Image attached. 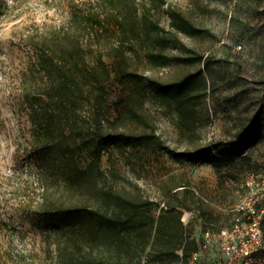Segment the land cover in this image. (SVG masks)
Segmentation results:
<instances>
[{
	"label": "rangeland",
	"instance_id": "rangeland-1",
	"mask_svg": "<svg viewBox=\"0 0 264 264\" xmlns=\"http://www.w3.org/2000/svg\"><path fill=\"white\" fill-rule=\"evenodd\" d=\"M87 10L100 15V31L86 22ZM62 28L86 55L82 70L94 75L82 77L83 95L70 104L77 143L62 136L60 149L44 152L24 87L43 93L35 44ZM189 73L198 80L179 107L158 87ZM254 116L259 139L233 148ZM97 126L104 134L151 137L144 145L117 140L102 152L99 169L88 168L86 144L94 138L81 142L78 135ZM161 143L177 153L211 152L198 161L177 158ZM261 172L264 0H0V264H56L54 224L72 221L56 215L77 205L103 209L106 190L134 213L133 260L185 264L171 250L195 239L188 264H218L220 234L234 225V207ZM262 231V246L239 264H264V215ZM84 243L85 254L92 248L87 231Z\"/></svg>",
	"mask_w": 264,
	"mask_h": 264
},
{
	"label": "trees",
	"instance_id": "trees-1",
	"mask_svg": "<svg viewBox=\"0 0 264 264\" xmlns=\"http://www.w3.org/2000/svg\"><path fill=\"white\" fill-rule=\"evenodd\" d=\"M83 17L94 31H100L101 27L98 25L99 21L96 18H100L98 12L94 13L92 10H87ZM91 17H94V20ZM72 20H77L76 13L73 14ZM72 42H74V39L71 38L65 28L53 31L45 36L44 40L37 42L35 44L37 48L36 67L46 85L43 93H38L37 90L28 86L24 87V95L31 110V119L42 130L41 134L46 140V150L44 152H50L52 148H55V150L60 149L63 146L60 142L62 136L73 138L72 143H77L78 137L72 133V122L76 123L77 121L71 115L73 107H70V104H74L78 100L79 94L83 95L84 79L82 77H88V74L94 75V73L89 71L85 74L82 70L80 62H87L86 55H82L81 49L78 50L76 45L72 46ZM204 62L208 64V60ZM97 64L102 67L105 65L101 52L97 55ZM31 72L33 71L29 73ZM104 72L106 76H110L108 69L105 68ZM25 74L24 77L31 75L28 72ZM123 74L131 76L134 72L126 70ZM94 80L100 83L95 77ZM197 80L198 75L196 73H189L179 80L162 83L158 88H160L163 95L173 97L178 106L182 107L191 100L193 94L190 90ZM90 82L86 81L87 84H90ZM83 100H86V98ZM102 100L104 102L105 99ZM100 130L101 127L97 126L86 135L82 133L83 131H80V135H78L81 142L88 141L91 138L90 136L94 138L86 144L92 156L88 168L96 167L99 169L102 152L117 140L144 145L150 141L151 137L147 134L125 132L104 134L100 133ZM260 130L259 117L254 116L246 127L238 133L239 140L234 142L232 147L241 149L243 145L258 140ZM68 132L70 133L68 134ZM72 143L71 141L67 142L68 148H72ZM159 147L165 149L174 157L195 161L211 152L210 149H201L177 153L168 145L162 143ZM77 169L80 170L79 167ZM76 184L78 183L76 182ZM102 192L105 199L103 209L101 207L95 209L77 205L65 214L56 215L68 216L72 220L64 225H61L58 221L54 224L56 264H143L141 261L133 260L127 255L131 248L128 235L135 228L134 213L124 201L117 196H113L111 191ZM85 216L91 219L90 223L85 224L82 221ZM86 231L91 238L90 247L92 248L84 254V233ZM101 246L108 250L109 255L98 256L95 254V248ZM178 248L181 249V254L176 253ZM197 250L198 243L195 239H185L184 243L175 246L171 251L177 258L188 264L189 258ZM160 252L164 253L166 251Z\"/></svg>",
	"mask_w": 264,
	"mask_h": 264
},
{
	"label": "built area",
	"instance_id": "built-area-1",
	"mask_svg": "<svg viewBox=\"0 0 264 264\" xmlns=\"http://www.w3.org/2000/svg\"><path fill=\"white\" fill-rule=\"evenodd\" d=\"M250 182L253 189H249L233 209L234 225L220 234L222 254L218 264H239L241 260L250 259L262 246L264 172L253 177Z\"/></svg>",
	"mask_w": 264,
	"mask_h": 264
}]
</instances>
